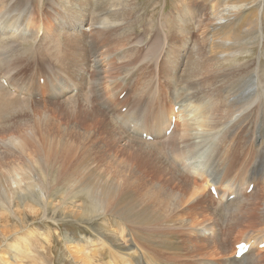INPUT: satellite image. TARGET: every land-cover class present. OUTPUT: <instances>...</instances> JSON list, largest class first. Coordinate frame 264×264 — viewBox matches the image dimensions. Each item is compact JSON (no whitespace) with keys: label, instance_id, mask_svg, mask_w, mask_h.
<instances>
[{"label":"rangeland","instance_id":"374dc122","mask_svg":"<svg viewBox=\"0 0 264 264\" xmlns=\"http://www.w3.org/2000/svg\"><path fill=\"white\" fill-rule=\"evenodd\" d=\"M0 1H5L6 4L12 1L10 6L14 7L18 6L17 3L21 0ZM28 1L33 3L29 6L31 8H28L29 15H34L40 24L45 25L44 33L39 34V39L27 40L31 45H35L33 49L37 50L40 43L44 42L43 37L49 35L51 40L47 42V46L53 47L50 50L53 56V49L57 44V42L53 43V40L57 41V36L61 34V44L67 46L68 50L66 49L60 57L62 60L66 55L72 57L75 51L71 50L72 39L67 35L70 26L65 29L59 27L55 29V20L51 18L55 15V11L52 10L54 6L49 2L50 0H44L41 12H39L41 6L36 0ZM128 1L124 15L117 17L118 21L122 20L123 23L105 28L108 25L101 23L95 26L91 18L99 14L104 17L111 8H104L103 0H81L84 8L76 15L79 18L89 19L82 28L86 32L75 31L71 37H74L83 49L86 48L87 55L85 56L82 51L81 53L84 55L83 61L87 60V62L83 65L82 77L81 73L69 71V67L64 70L65 75L70 76L71 82H75L80 87L67 89L61 93L51 89L47 78L48 70L50 67L53 71L56 69L55 72L63 70L57 64L59 60L56 55L48 58L41 56L38 58L34 55L35 57L28 59L22 54L18 57H23L22 59L11 62L14 64H11V70L5 68L0 72L3 74H0V83L5 86L7 81L10 87L21 85L25 81L29 83L26 78L31 73H36L33 84L26 85L27 94H20V91L17 93L18 89H10L31 101L30 108L22 113L27 125L19 126V130L2 132L3 123L0 120V174H7L5 170L10 167L29 165L28 169L37 177L36 186L33 188L39 189L38 185H40L46 193L53 188V192L58 196L69 194L68 200L64 203L67 206H71L72 203L76 208L79 207L78 210L81 209L78 218H72L63 215L66 209L59 207L58 198L53 199L54 203L49 210L44 209L40 202L33 200L30 193H27L28 198L23 203L18 201L15 195L19 190L22 191L20 187L27 180L23 178L21 172L20 185L12 187L10 192L8 191L10 187L6 189L9 201L4 202L0 194V264H116V262L123 264L127 261V257L123 256L122 252L129 254L137 248L148 255L147 259L149 257L153 261L159 260V264H190L198 259L199 264H207V260L209 264H232L230 263L232 247L240 242L250 246L246 253L252 249L255 253L264 249L261 246L264 237V175L256 172L243 186L244 189L239 195L242 198L241 202L245 199L249 201L240 202L243 209L233 217L227 218L230 216V211H226L227 215L223 222L216 211L224 207L216 205L220 200L219 193L220 195L224 193L220 185L216 182V188L212 186L214 190L203 189L194 195L195 188L202 186L199 182L202 176L198 175L197 183L180 173L178 167L174 168L171 161V156L174 155L175 158L182 151H192L196 149L197 142L202 143L204 140L186 137L182 148L179 143L181 121L176 118L171 130V132L174 130V133L165 143L156 144L152 142L155 138H142L150 140L142 141L143 146L160 157L159 160H164L169 167L165 170V174L152 170L145 172L148 168L147 163L136 159L138 156L134 154V140L141 138V133L133 132L135 129L130 123L137 122L144 127V131H148L147 128H154L155 123H158L157 117L168 118L174 106L179 108L180 105L186 106L190 102H195L193 105L196 106L198 103H209L210 100H214L218 104L209 117L217 126L205 127L204 134L212 132L216 137L215 146L218 148L214 158L220 165L224 163L217 170L220 172L218 177L223 176L224 179L227 176L223 186L228 185L230 180L244 179L243 175H248L255 164L252 160L264 156L260 149L262 142L260 128L264 125L255 119L256 111L264 102V97H261L263 102L254 99L258 87L256 83L260 79L264 83V18L263 26L258 27L255 19L249 16L242 17V21L246 24L244 28L246 31L243 29L245 35L243 40L237 39L236 30L230 29L226 34L222 32L223 30L220 31L221 37L231 38L232 42L225 43L229 48L226 53H218L220 47L215 48V52L211 51L215 43L220 44L214 36L215 30L212 31V27L220 23L218 14L224 9V5L213 10L212 2L209 0ZM249 4L260 7L262 0H253ZM123 12L124 10L121 13ZM102 16L101 18L104 19ZM161 38V45L156 49L160 52L157 56L159 63H155L156 67H154L151 61H142V59L148 54L149 46L151 47ZM235 48L240 53L233 55L231 50ZM67 63L66 58L64 66ZM188 65L199 66L201 72L196 74L197 69L187 68ZM173 67L179 69L176 76L170 69ZM188 70L193 71L194 75ZM6 71L12 74L8 76ZM251 74L257 75V78H254L255 85L252 81L244 83V87L238 91V98H234L236 96L233 94L228 96L227 88L230 82L236 80L246 82ZM145 81L147 84L150 83L148 88ZM173 91L178 94V99ZM261 91L263 94L264 84ZM71 99L73 102L78 101L76 107L71 102L67 105V100ZM236 100L238 101L235 102ZM218 105L223 108L219 109ZM242 107L255 112L244 113V117L249 116L246 123H243L244 120L237 122L233 119L235 113L243 111L240 110ZM227 109L232 112L222 118ZM132 117L135 119L132 120ZM117 118L119 124L124 123L126 129L114 128L117 134H109L110 120L115 119L116 122ZM232 124L233 128L227 130ZM43 130V134L46 133L44 137ZM143 134L149 136L146 131ZM223 134L228 137L223 138ZM262 134L264 135V128ZM47 138L49 146L45 141ZM157 140L164 141L163 138ZM207 144L209 143L205 142L200 148ZM45 145L46 148L47 146L50 148L48 152ZM159 145L161 154L160 150L156 149ZM19 147L27 148L28 151L20 152ZM250 150L252 157L249 158ZM37 157H41L42 160ZM38 160L43 164H39ZM128 165L130 167L127 170ZM174 169H177L176 172ZM228 170L236 172L231 175ZM74 171L77 172V189L63 179L69 172ZM49 174L54 178L53 185L46 179ZM88 175H96L97 178L108 177L107 182L114 181L113 185L117 183L118 197L124 191L126 194L130 191L137 201L138 212L149 209L148 212L154 214L158 212L159 207L164 212L165 191L168 189L182 196V204H173L171 210L165 213L166 220L159 222L160 224H156L155 221L146 224L127 222L122 215L113 213V209L107 211L103 201L97 202L96 198L91 199L88 190L82 191L80 184ZM182 177L190 184L188 189L184 188ZM166 182L171 188L164 186ZM165 188L168 189L163 190ZM236 196L237 194L233 193L230 200ZM222 200L225 202V198ZM231 203L233 202L229 204ZM154 210L156 211L153 212ZM199 227H208L218 235L216 238L202 236ZM196 229L197 231L192 234L191 232ZM162 233L168 236L169 241L163 242L166 239L164 240ZM151 234H154L153 237ZM252 236L255 238H251ZM113 248L118 251H114ZM111 249L118 255L113 254V256L119 258L115 263ZM253 256L258 257L259 264H264V252Z\"/></svg>","mask_w":264,"mask_h":264},{"label":"bare ground","instance_id":"6f19581e","mask_svg":"<svg viewBox=\"0 0 264 264\" xmlns=\"http://www.w3.org/2000/svg\"><path fill=\"white\" fill-rule=\"evenodd\" d=\"M36 1L41 6V8H39V12H41L42 8H43L44 0H36ZM103 1H104V3H103L104 8L109 7V8H111V10L109 13H107L106 16L104 15V17L101 14L92 17L91 19H92V22L94 23V25L97 26V24L104 23L105 25H108L105 28H109L111 26H114L115 24L120 25L121 23H123L122 20L118 21L117 17L119 15H124L125 11L128 8V2L129 1L128 0H103ZM209 1L212 2V9L213 10L224 5V7H223L224 9L221 12H219V14H218L220 23L217 26L212 27V31L215 30L214 36L216 37L217 42L220 43V44L215 43V45L212 46L211 51H213V52H215V48H217V47H220V50L217 51L218 53H220V52L226 53L229 50V48L225 46V43L227 41L232 42V40H231V38L227 39L224 36L221 37L220 31H222V30H223L222 32L225 34L228 33L230 29L236 30L237 31L236 32L237 33V35H236L237 39L238 40L244 39L245 35L243 33V29L245 28L246 24H245V22L242 21V17L249 16V17L256 20L258 27L263 26L264 0H262V4L260 7H255L254 4L250 5L249 2H251L253 0H209ZM49 2L52 3L54 6L52 8V10L55 11L54 12L55 15L52 16L51 18H52V20H55L54 21L56 24L55 29H57V27H59L60 29H63V28L65 29L68 26H70V28L67 29V35L72 39V42H71V40L69 38V41L72 43V45L70 44V42H69V44L72 48L71 50L75 51V54L72 55V57L70 55H66L64 57V59L62 60V58L60 56H62L61 54H63V52L66 51L67 46H65V45L63 46L61 44V41H62V37H60L61 34H59L57 36V41L53 40V43L57 42L56 46L53 49V56L50 53V50L53 47L47 46V42L49 40H51V37L49 35H45L43 37L44 42L40 43V45L38 46L39 48L37 50H35L36 48L33 49V47L35 45L34 44L31 45L27 40L33 39L34 41H36L37 39H39V34H43L44 30H45V25L43 23L40 24L39 21L37 20L38 18L36 19V17L34 15L33 16L29 15L30 9H28V8H31L29 6H30V4H33V3H30L28 0H21L19 3H17L18 6L11 7L10 3L6 4L7 2H5V1L1 2L0 1V72L5 68H6V70L7 69L11 70V68H12L11 64H13L11 62L22 59L23 57L30 59V58H33L34 55H37L38 58H39V56H41V58H48L50 56L55 57V55H56V57L58 56L57 59L59 60L58 61L59 63H57V64H59V66L63 70H60V72H55L56 69H54V71H53L51 69L52 67H50V69L48 70L49 73H48L47 78H48V81L50 82L51 89L61 93L67 89L73 90L72 88L80 87V86H77V84L75 82L74 83L71 82L70 76H66L64 73V70H66V68L69 67V71H73V72L76 71L77 73H81V75H80L81 77L83 76V71H82L83 65H85L87 62V60L83 61L84 55L85 56L87 55L86 48L83 49L82 46H80V44H78L76 42L75 38L71 37V34H73V32H75V31L83 30L82 28L84 27L85 23L89 19L83 18V17L79 18L76 15L79 12H81V10L84 8V4H82L81 0H54V2H51V0H50ZM99 3L101 4L100 1H99ZM31 10H33V9H31ZM123 10H124V12L121 13ZM247 10H249L248 13H246ZM101 16L105 20L102 19ZM111 21H112V23H111ZM83 31L86 32V30H83ZM244 31H246V29H244ZM60 32L62 33V31H60ZM157 35H158V33H157ZM18 40H21V42ZM161 41H162V38L160 39V41L159 40L155 41L151 47L149 46L150 53L148 50L147 51L148 54L146 56H143L142 61L149 60L154 64V67H156L155 63L156 64L159 63L157 56L160 53V52H157L156 49L159 48V46L161 45L160 44ZM26 44H28V45H26ZM68 48H69V46H68ZM87 50H89V49H87ZM153 50H156V52ZM81 51L84 55L81 53ZM231 53L233 55L235 53L239 54L240 51L237 50V48H235L234 50H231ZM22 54H23V57L18 58ZM1 55H2V57H4V56L5 57L2 58ZM66 58H67L68 63L65 64V66H64V61L66 60ZM42 65H43V63H42ZM14 67H16V66H14ZM190 67H193V66L188 65L187 68H190ZM193 68L197 69L196 74H199V72H201L200 71L201 68L199 66H195ZM28 69H29V67H28ZM170 69H172L171 71L176 76L179 69L176 67H173ZM188 72L191 75L193 74V71H191V70H188ZM5 73L8 76H10L12 74L9 71H6ZM0 74H2V73H0ZM35 74L36 73H31L30 76H28L26 78V80L30 81L29 83H27V81H25V83L18 85V86L12 85L10 87V83H7V81H6L5 86L0 83V120L3 123L2 124V132H4V131L6 132L7 130H11V129L13 131L19 130V126L26 124L25 123L26 120L25 119L23 120V118H22L23 114H24L23 111H26L27 109L30 108L29 102L31 100L27 97H21V96L17 95V93L19 91H20V94L27 92L26 85H29L30 83L33 84V82L36 78ZM65 76H66V78H65ZM256 76H257L256 74L255 75L251 74L249 77H247L246 82L241 81V80H236V81L230 82L229 86L227 88V92L229 93L228 96L233 94L236 96L234 98H238V96H239L238 91L244 87L243 84L247 83L249 81H252V84L255 85L254 78H257ZM39 79L38 80L41 82V76ZM19 83H22V82H19ZM144 83H145L146 87L148 88V84H150V83L147 84L146 81ZM256 84H258V87H257V90L255 92L256 95H255L254 99L262 101L261 97L262 96L264 97V93L262 94V91H261L263 84H264L263 80H261V79L258 80V82ZM47 86H49V84ZM11 88L18 89L17 93L15 91L12 92L10 90ZM173 92L175 93L176 91H173ZM25 94H27V93H25ZM175 95L178 99L179 98L178 94L175 93ZM138 96H141V95H138ZM229 99H230V97H229ZM72 100L73 99L67 100L68 101L67 105H69V102H71L76 107V103L78 101L73 102ZM237 101L238 100H236L235 102H237ZM193 103H195V102H193ZM193 103L190 102L186 106L180 105L178 109L175 108V106H174V109L171 110L168 118H166L165 116L157 117L156 121L158 123H155V127L154 128H152V127L147 128L149 132L147 130H145V131L149 134L151 139L155 138L152 141L153 143H156V144L165 143L168 139H170L169 137H171L174 133V130L172 132H171V130L167 132V129H168V127L174 126L173 122H175V119L177 118L178 121H181L182 131L179 134L180 135L179 136V138H180L179 143H181L182 148H183V143H185L186 137H192L196 140L197 139H203L204 140L202 143L197 142L198 145L196 146V149H194L192 151H188V152L182 151V153H180V155H176L175 158H174V155L171 156V161L173 162L174 168L178 167L180 170V173L182 172V174H184L186 177L191 178L195 182L198 181V179H197L198 175L202 176V179L199 181L202 184V186L195 188V194L194 195L198 194L199 191H201L203 189H205L206 191L208 189L210 191V188H212V186L214 188H216L215 184L217 185V183L220 185V189L222 188L224 190V193L222 195H220V193H219V199L220 200L217 202L216 205H220V206H224V207H222V208H220V210H216V211H217V216H219V219L224 222L225 221L224 219L226 218V215H227L226 211H230V216H228L227 218L233 217V215L239 213L243 209L242 208L243 206L241 205V203L242 202L244 203L248 200V199L247 200L245 199L244 201L241 202L242 198L239 195H240L241 190L244 189L243 186H245L250 181V179L256 174V172H259V175H264V156L257 158V159L255 158L256 160H254V159L252 160V162H254L255 164H254L252 170L248 172V175H243V176H245L244 179L243 178L233 179V180H230L228 185L225 184L223 186V182L225 181L227 176L224 179L222 178L223 176L218 177L220 175V172H217V170H219V168L221 166H223L224 163H222V165H220L218 162H216V160L214 158L216 155V152H217V148H218L215 146L216 137H214L215 135L212 132H209L208 134H204V128L205 127L217 126L215 123H213L214 120L210 119V117H211L212 113L216 110L215 105H217L218 103L215 102L214 100L213 101L210 100L209 101V103L211 104L210 108H209V103L201 102V103L196 104V106H194ZM249 107H251V106H249ZM218 108L221 109L223 107L218 105ZM240 110H243V111H240L239 113H235L233 119L237 122L244 120L243 123H246L249 116L244 117V113L247 111H250V110L249 109L245 110L243 107ZM95 112H98V111L95 110ZM231 112L232 111H229L227 109L226 114L223 115L222 118L229 116V113H231ZM159 113H161V112L159 111ZM251 113H255V112H251ZM209 115H210V117H209ZM133 119H135V118L132 117V120ZM252 119H253V116H252ZM255 119L257 120V122H259V123L262 122L264 125V102L259 105V108L256 111ZM121 122H122V120H121ZM119 123H120L119 118L116 119V122H115V119L110 120V124L108 125V128L111 125V130L109 131V134L116 133L114 128L123 129V130L126 129V127H124V125H123L124 123L122 125H120ZM182 123H183V127H182ZM218 123H220V121H218ZM247 124H248V122H247ZM131 125L135 129V131L133 130V132H135L137 134L141 133V138L137 137L138 139L134 140V145H135L134 154L136 156H138L136 159L147 163L148 168H146L145 172L152 170V171H157L159 173L164 172L163 174H165V170H168V168H169L167 163L164 160L163 161L159 160L160 157L154 155V153H151L149 151V149H147L146 147L143 146L142 141H144V142L150 141V140L142 139L145 137L150 139L147 134H143L145 132L144 127L140 126V124H137V122L135 124L132 122ZM40 126H41V124H40ZM233 126H234L233 124L230 125L229 127H227V130L232 129ZM263 128H264V126H262L260 128L261 129L260 132H261V136H262V138H261L262 142L260 143V146H261L260 149H262V153L264 154V135L262 134ZM43 132H44V130L42 131V134H43ZM45 135H46V133L43 134V137ZM129 135H130V133H128V136ZM226 136L227 135L223 134V138H226ZM158 137L160 139L163 138L164 141L158 142V140H157V139H159ZM261 139L259 141H261ZM32 141H34V140L32 139ZM45 141H46L47 145L49 146L48 138ZM205 142L209 143V144H207L208 146L206 145V146H203L200 148V146L204 145ZM57 143L58 142H56V144ZM29 144H30V142H29ZM32 145H28V146H32ZM134 145H132V148ZM253 145H254V143L252 144V148H253ZM48 146L46 148V145H45L46 152H48L50 149ZM23 147H24V145H23ZM57 147L58 146H56V148ZM19 148L21 149L20 152H24L25 150L28 151L27 148H22V147H19ZM156 149L160 150V145H159V147H156ZM160 154H161V150H160ZM248 154H250L249 158L252 157L251 150L249 151ZM131 157H132V155H131ZM39 158L41 159V157H39ZM41 160H38V161H39V164L42 165L43 163L40 162ZM48 162L50 163V161H48ZM46 165H47V163H46ZM28 166L29 165H27V166L20 165L17 168L16 167H10V168H7V170H5V171H7V172H5L7 174H3V175L0 174V190L2 191L0 194H2V199L5 200L4 202L9 201V199L7 198L8 194L6 192L7 191L6 189H8V187H10V190H8L10 192V191H12L11 190L12 187H14L15 185L16 186L20 185L19 183L21 182L20 181L21 179H20L19 175L22 172L21 175L24 176L23 178H27V180L25 179L26 180L25 183L20 187V188H22V191L19 190V192L15 195V196H17L18 201L23 203L28 198L27 193H30L34 198L33 200H35L36 202H40L44 209L49 210L52 207V204L54 203L53 201L58 198L59 202H57V204L59 205V207L61 206L64 209H66V212L63 211V215L69 216L72 218H78L81 209L78 210L79 207L76 208V206H74L71 202H70L71 206H67L64 203L65 201L68 200L67 196L69 194L68 195L65 194L63 196L62 195L58 196L57 193L53 192V188L51 189V191L46 193L40 185H38L39 189L33 188L34 186H36L37 177L35 176L33 171L28 169ZM135 166H136V164H135ZM129 167L130 166L128 165L126 167V169L128 170ZM132 167H134V166H132ZM49 168H51V167H49ZM26 169H27V171H26ZM44 169H46V167ZM174 170L176 172L177 169H174ZM134 171H135V169H134ZM235 172L236 171H232V172L229 171V173L231 175ZM46 173H45V175H46ZM48 173H49V171H48ZM76 173H77L76 171L69 172L68 175L66 174L67 176H65V178H63L70 186L71 185L73 187L76 186L75 189H77V187H78L77 186L78 179H77ZM227 175H228V173H227ZM60 176H62V175H60ZM118 177H121V176H118ZM107 178H105L104 176H100L99 178H97L96 175H92V176L88 175L87 179L80 184V187L82 188V191L88 190L87 192H88V195L91 197V199L95 200V198H96L97 202L103 201L104 205L107 206V208L104 207L105 209H107V211H108V209H110V210L113 209L112 210L113 213L117 212L118 214L122 215V218L124 220H126L127 222L146 224L147 222L155 221L157 224L159 222H163L164 220H166L165 218L167 216L165 215V213H167V210H171V208H172L171 206L173 204H175V203L178 205L182 204L181 203L182 202V198H181L182 196L180 197L179 193H177L174 190L168 189V188H171V186L168 185V183L166 182L164 186L168 187L167 188L168 190L166 188L163 189V190H167V191H165L166 195H165V201L163 203L165 211L163 212L162 208L159 207V210H157L158 211L157 213L155 212L156 210L153 211V212H155L154 214H152L151 212H148L149 209H146L145 211L143 210L144 212L143 211L138 212L137 210H139V209L136 207L137 201H136V199L133 198L134 195L130 191L127 194H126V191H124L118 197V194H117L118 191H116V190H117L119 185L117 186L116 182H115L116 185H113L114 181H113V183L107 182V181H109V180L106 181ZM113 178L114 177H112V179ZM182 178L184 179V185H183L184 188L188 189L190 184L187 182V180H185L184 177H182ZM221 178L223 180H221ZM46 179H48L52 185L55 183L54 178H51L50 174H49V176H46ZM22 181H23V179H22ZM117 181H118V179H117ZM47 185H48V182H47ZM220 189H219V192H220ZM29 190H31V191L29 192ZM233 193H236L237 196H236V198H233L230 200V198H231L230 196H232ZM3 194H4V196H3ZM210 194H211V192H210ZM157 195H159V193ZM98 196H100L102 199L98 198ZM155 197H159V196H155ZM72 198H70V199H72ZM147 198H146V200H147ZM212 198H213V196H212ZM224 198H225V202L222 200ZM156 200H158V199H156ZM234 200H236V201H234ZM230 202H233V203L229 204ZM227 204H229V205H227ZM263 205H264V202H263ZM104 211H106V210H104ZM9 212H10V210H9ZM12 214H14L13 211H12ZM256 217H258V216H256ZM163 225L165 226V224H163ZM178 226H180V225H178ZM185 226H186V224H185ZM11 227H12V225H11ZM9 228H10V226H9ZM9 228H7V229H9ZM159 228H160V226H159ZM196 231H197V229L193 230L191 233L193 234V232H196ZM199 231H200V234L202 236H206V237H210V238H216L218 235V233H216L214 230H212L208 227H199ZM217 232H218V230H217ZM200 234H198V236ZM153 235L151 237H153ZM155 235H158V234H155ZM163 237H165L164 240L166 239L163 242L169 241V238H167L168 236L166 234L165 235L163 234ZM251 238H255V237L252 236ZM251 238L249 239V241H251ZM262 240L263 241L261 242V246L264 247V237L262 238ZM170 241H171V238H170ZM171 242H173V241H171ZM175 243H176V241H175ZM240 244H242V243L240 242V243L236 244V246L234 248L232 247V250H231L232 260H230V263H232V264H245V260H246V262H247L246 264H248V263L249 264H256V263L259 264L260 261H257L258 257H255L253 255H256V256L260 255L261 252H264V249L262 251L256 252V253L253 252L254 249H252L248 253H243V255L240 256L237 253V250H238ZM252 244H253V242H252ZM109 246L112 247L111 244H109ZM191 247L192 246L190 245V249L192 250ZM113 249H114V251H118L115 248H113ZM113 249H111L112 256H113V254H115V252L113 253ZM140 250L137 248V250H134L133 252H131L129 254H123V252H122V255L127 257V261H125V262L123 261L124 262L123 264H159L158 263L159 260L153 261V260H150L149 257L147 259L146 256H148V255L146 253H142L144 251H140ZM144 254H146V255H144ZM115 255L118 256L117 254H115ZM115 257L114 256L112 257L114 263L116 260L119 259V258H117V257L115 258ZM198 260L193 261L190 264H199ZM208 262L209 261L207 260V264H209ZM116 264H117V262H116Z\"/></svg>","mask_w":264,"mask_h":264},{"label":"water","instance_id":"95a60500","mask_svg":"<svg viewBox=\"0 0 264 264\" xmlns=\"http://www.w3.org/2000/svg\"><path fill=\"white\" fill-rule=\"evenodd\" d=\"M170 128H172V126H171V127H169L168 131L170 130Z\"/></svg>","mask_w":264,"mask_h":264}]
</instances>
